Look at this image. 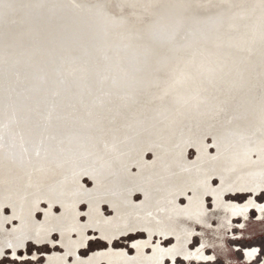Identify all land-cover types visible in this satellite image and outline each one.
I'll list each match as a JSON object with an SVG mask.
<instances>
[{
    "label": "bare ground",
    "instance_id": "6f19581e",
    "mask_svg": "<svg viewBox=\"0 0 264 264\" xmlns=\"http://www.w3.org/2000/svg\"><path fill=\"white\" fill-rule=\"evenodd\" d=\"M218 3L164 38L123 37L133 63L122 81L107 78L102 58L80 55L97 65L94 76L83 77V91L71 90L55 69L48 78L55 88L17 75L0 85V255L55 233L65 252L46 264H173L177 255L203 264L209 250L236 264L226 241L233 220L241 219L247 239L264 233V209L254 201L264 192V0ZM189 148L196 150L191 161ZM229 193L250 198L241 206L227 202ZM195 226L200 253L188 251ZM88 229L108 243L142 231L172 236L175 244L145 256L146 243L137 242L134 257L110 249L84 259L78 251ZM254 257L255 250L246 252V262Z\"/></svg>",
    "mask_w": 264,
    "mask_h": 264
},
{
    "label": "rangeland",
    "instance_id": "374dc122",
    "mask_svg": "<svg viewBox=\"0 0 264 264\" xmlns=\"http://www.w3.org/2000/svg\"><path fill=\"white\" fill-rule=\"evenodd\" d=\"M220 1L222 4L226 2L232 6H244L250 0H0V85L3 86L9 78H17L15 77L17 75L19 79L26 78L34 84L45 82L46 85L54 87L48 78L50 74L52 75L51 69H55L61 72L65 85L71 90L83 91V77L94 76L97 68L94 61L86 65L83 61L84 56L87 59L102 58L99 68L108 70L107 78L122 81L128 76L130 65L133 63V55L130 54L132 51L124 49L120 41L124 39L123 37H140L142 34H148L157 38L158 34V37L164 38L184 23L215 12ZM80 55H83V59ZM206 143L209 145L208 152H213L209 137L206 138ZM195 155L196 150L189 148L187 159L191 161ZM153 158L150 152L144 155L145 162H152ZM131 173H136V170L132 168ZM82 183L86 188L92 186L87 178H83ZM212 185L217 186V180H213ZM224 198L228 199L227 202L243 206L250 195L229 193ZM141 199L139 195L134 196L136 203ZM254 201L264 209V192L259 193ZM179 204L185 205L184 198H180ZM44 209L45 205L41 204L40 210L34 214L36 221H41ZM206 209L211 212L213 210V202L209 196L206 197ZM85 210V206L80 205L79 221L82 224L86 222ZM101 210L105 217H110L111 211L106 205H103ZM53 212L58 214L59 208L54 207ZM3 214L9 216L7 206ZM258 215L257 209L251 207L250 216L253 222L258 220ZM233 222V227L230 228L233 230L226 241L233 247L231 257L234 262L264 264V233L247 239L240 233L241 219H235ZM6 224L5 226L11 229L16 222L13 219L11 224ZM195 228L188 251L200 253V230L199 226ZM141 232L122 236L108 243L97 230L88 229L85 244L80 247L78 254L81 253L80 258L87 259L94 253L111 249L134 257L135 243L144 242L146 246L143 254L150 256L154 249L168 250L175 244L172 236L166 239L154 234L148 238L145 232ZM233 234L235 235L232 236ZM75 239L76 236L72 235L71 240ZM49 241L44 240L41 243L32 241L34 244L28 241L26 247L18 248L19 251L15 254L7 250L0 255L5 256L0 264H46L49 257L64 254L65 248L60 244L57 234L52 233ZM248 250H255V257L246 262ZM207 255L205 259H199V262L224 264L223 259L213 255L210 250ZM68 258L69 262H72V256L68 255ZM194 263L196 264V261L192 259L190 264ZM100 264L106 262L102 261ZM165 264H171V261L167 258ZM173 264L187 262L182 256L177 255Z\"/></svg>",
    "mask_w": 264,
    "mask_h": 264
}]
</instances>
